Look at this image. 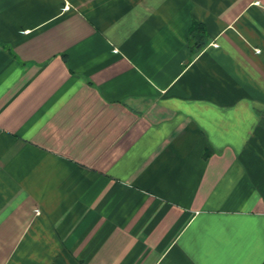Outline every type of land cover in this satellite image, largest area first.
Wrapping results in <instances>:
<instances>
[{"label": "crops", "instance_id": "0c3cea01", "mask_svg": "<svg viewBox=\"0 0 264 264\" xmlns=\"http://www.w3.org/2000/svg\"><path fill=\"white\" fill-rule=\"evenodd\" d=\"M262 112L264 0H0V264H264Z\"/></svg>", "mask_w": 264, "mask_h": 264}, {"label": "trees", "instance_id": "16d2710c", "mask_svg": "<svg viewBox=\"0 0 264 264\" xmlns=\"http://www.w3.org/2000/svg\"><path fill=\"white\" fill-rule=\"evenodd\" d=\"M191 24L192 25L190 27L189 36L188 37H191V38L195 39L196 36L201 33L202 26H201L200 23H197L196 21L192 22ZM259 124H261V126H264V112H262L260 114V123Z\"/></svg>", "mask_w": 264, "mask_h": 264}]
</instances>
